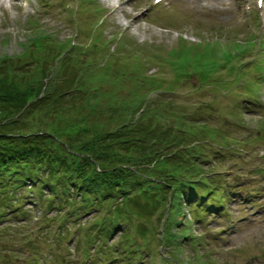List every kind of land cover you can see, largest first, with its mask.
Listing matches in <instances>:
<instances>
[{
	"label": "trees",
	"instance_id": "16d2710c",
	"mask_svg": "<svg viewBox=\"0 0 264 264\" xmlns=\"http://www.w3.org/2000/svg\"><path fill=\"white\" fill-rule=\"evenodd\" d=\"M30 26L20 53L0 58V219L25 198V185L55 212L48 218L61 219L62 230L113 201L93 225L112 234L136 221L124 241L132 250L148 249L150 216L163 205L168 214L159 241L179 246L183 206L209 203L203 170L211 130L170 100L145 102L147 85L161 84L156 78L109 66H88L79 76L75 47Z\"/></svg>",
	"mask_w": 264,
	"mask_h": 264
},
{
	"label": "rangeland",
	"instance_id": "374dc122",
	"mask_svg": "<svg viewBox=\"0 0 264 264\" xmlns=\"http://www.w3.org/2000/svg\"><path fill=\"white\" fill-rule=\"evenodd\" d=\"M13 1L16 0H0L1 56L18 53L21 50L20 42L32 35L27 23L28 14L32 11H23ZM254 1L232 0L217 4L213 0H165L156 6L153 0H120V8L111 11V5L118 0H75L73 17L79 22L85 20L87 24L82 22L79 28H74L68 15L62 13L56 14L54 22L48 25L58 31L61 39L71 37L70 32L79 29L76 43L80 44L90 33L86 31L88 25L104 31L102 34L109 38L128 23L130 27L123 37L126 44L121 52L133 57L124 61L141 58L147 63L146 73L161 77L155 74L163 70L166 79L188 75L190 66H199L205 71L212 70L213 75L226 82L218 85L226 95L220 93L215 96L209 89L199 90L201 82L198 77L192 76L182 84L177 82L179 90L173 93L159 91L152 100L172 98L176 103L186 105L189 111H198L209 125L214 123L220 128H227L224 133L229 139L250 129V134L241 142L235 141V149L225 150L231 152L229 159L220 154L224 152L223 147L222 152L208 158L203 170L210 174V178H215V183H219L217 186L222 193H217V196H227L224 200L226 208L237 215L245 208L244 203H240L243 193L258 198L259 203H255L254 208L264 205V29L259 28L254 14L248 17L245 24H241L243 4ZM94 3L107 15L95 9ZM31 4L33 8H39L34 0H31ZM71 5L72 2L66 0L62 9L71 13ZM140 10L143 12L138 15ZM57 15L61 18H56ZM103 21L105 24L101 25ZM5 36L9 38L6 44L2 42ZM217 37L225 38L226 42L213 39ZM117 47L119 45L113 42L109 50ZM148 50L159 53L160 57L154 58L155 62L148 60ZM163 66L165 69H162ZM143 68L141 66V71ZM192 88L196 90L192 91ZM188 89L191 90L186 91ZM190 91L191 95H188ZM203 100H208V104L200 109H206V113L191 108ZM254 110L261 115L260 119L254 113L249 115L251 118L246 116ZM226 144L229 145V140ZM228 161H234L235 165L229 167ZM214 172H217L216 175ZM243 187L249 189L244 190ZM31 200L30 208H34L36 213L34 198ZM214 201L209 208L210 213L216 212L214 216L193 211L191 221L188 204L184 205L183 211L189 221L177 227V238L187 244L183 246L182 258L177 260L171 255L172 259L177 260V264H264V224L258 219H247L234 224L231 233L222 231L223 216L215 209ZM27 203L23 200L14 203L12 210L0 219V264H161L158 259L160 255H169L174 251L173 246L168 249L158 242L155 244L157 254L152 248L132 250L120 237L122 228L115 232V237L113 233L101 232L100 227L89 228L76 223H70L62 230L61 219L48 218L52 215L43 205L42 217L31 220V211L25 206ZM210 218L213 220L212 226ZM81 222L88 224L91 221L81 219ZM160 226L158 222L157 233ZM131 230H134V226ZM212 230L218 233L215 237L211 235ZM234 245L241 248L236 249ZM251 259L255 260L247 262ZM164 264L175 263L167 260Z\"/></svg>",
	"mask_w": 264,
	"mask_h": 264
},
{
	"label": "bare ground",
	"instance_id": "6f19581e",
	"mask_svg": "<svg viewBox=\"0 0 264 264\" xmlns=\"http://www.w3.org/2000/svg\"><path fill=\"white\" fill-rule=\"evenodd\" d=\"M213 1L217 2V4H220V3H222L224 0H213Z\"/></svg>",
	"mask_w": 264,
	"mask_h": 264
}]
</instances>
